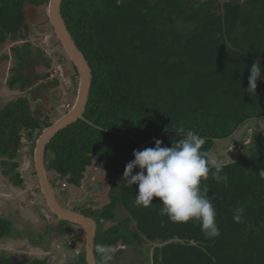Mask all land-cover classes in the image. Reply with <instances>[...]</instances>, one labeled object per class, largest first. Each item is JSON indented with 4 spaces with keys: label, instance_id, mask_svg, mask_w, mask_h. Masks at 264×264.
<instances>
[{
    "label": "trees",
    "instance_id": "trees-1",
    "mask_svg": "<svg viewBox=\"0 0 264 264\" xmlns=\"http://www.w3.org/2000/svg\"><path fill=\"white\" fill-rule=\"evenodd\" d=\"M48 2L0 0V44L24 40L19 31L27 29L25 6ZM61 12L93 79L85 118L52 138L46 160L62 187L81 186L93 164L109 176V203L102 208H93L92 202L83 206L85 215L98 223L97 264H102L101 245L116 249L113 258L127 250L136 258L137 249L144 248L142 259L132 264H264V178L259 175L264 170V132L252 140L254 147H246L249 155L224 163L220 175L227 181H217L211 173L201 181L217 213L220 235L214 239L204 236L199 221L174 223L161 215L163 204L157 197L147 208L136 206L138 184L129 186L123 177L134 149L154 147L155 139L171 147L181 138L175 130L180 127L206 137L203 148L209 156L218 141L245 145L248 123L264 121V71L256 94L245 91L251 65L260 60L264 68V0H63ZM11 53L18 60L7 81L9 89L24 92L35 79L41 81L40 89L60 86L62 74L54 75V60L43 58L41 49L34 54L25 42L12 46ZM30 55L43 66L36 78L26 76L29 70L20 72L28 67ZM62 57L67 58L64 53ZM11 59L9 54L2 57ZM36 108L29 98L18 97L0 110V165L15 186L25 182L16 159L24 139L33 143L25 153L30 158L43 129L53 123ZM238 131H243L240 138ZM7 162L13 164L11 171L6 170ZM238 207L244 212L236 222L233 214ZM120 211L124 218L115 221ZM108 221L111 224L103 227ZM69 225L61 220L56 229L63 236ZM53 229L48 226L49 232ZM12 231V220L0 217V239ZM76 253L68 264H88L85 246ZM46 261L0 257V264Z\"/></svg>",
    "mask_w": 264,
    "mask_h": 264
},
{
    "label": "rangeland",
    "instance_id": "rangeland-1",
    "mask_svg": "<svg viewBox=\"0 0 264 264\" xmlns=\"http://www.w3.org/2000/svg\"><path fill=\"white\" fill-rule=\"evenodd\" d=\"M46 8V5L36 7L27 4L25 6L27 29L21 27L19 31L21 35L25 36L24 40L19 37L17 41L7 39L4 44H0V110L10 101L17 100L18 97H27L30 99L32 106H35L33 100H38L36 109L44 110L43 113L51 116L54 122L71 108L76 97L77 87H75L72 78L75 72L73 63L67 56L66 59L62 57L65 52L48 20ZM25 42L31 44L32 53L36 54L37 49H41L43 58L54 60L52 72L54 75L62 74V76L59 75L61 82L58 88L52 89L47 85L40 89L41 81L35 79L33 87L24 92H21L18 88L9 89L7 81L13 74L11 69L18 60V58L15 60L13 57L11 47L22 46ZM5 54L11 55L12 59L3 61L2 57ZM27 62L28 67L25 65L20 72L24 74L25 71L28 72L29 70V74L27 73L26 76L35 75L33 77L36 78V74L43 71L41 70L43 66L39 64V58L36 55H30ZM31 91H35V96ZM69 104H71L70 107ZM36 114H38L37 110ZM246 129L245 145L242 143L235 144L230 140L227 141V139L218 141L214 144L209 159L216 158L226 163L238 159L241 155H249L251 150L246 147L248 145L254 147L255 144L251 142L261 132H264V121L252 120L248 123ZM242 133L243 131L239 132L237 138H240ZM27 140L28 138L24 139L25 146L16 158L20 163L18 168L25 179L23 186H15L9 178L10 174H4L3 167L0 165V217L9 218L13 222L11 234L0 239V257H14L17 260L46 259L45 264H68L75 260L76 251L78 252L85 246V239L79 233L68 228L69 231L63 236L58 231L50 230L49 233V224H58L59 221L52 220L49 222L50 220L46 216V214L52 215V213L47 207L48 205L46 206V201L44 202L43 193L38 191V189L41 190V187L38 176L34 172L33 155L28 158V154H25L33 149V143ZM7 165L10 168H6V170L11 171L13 168L12 162H7ZM49 176L56 191L64 188L68 191L71 199H82L84 201L82 206H91L92 202L93 208H102L110 201L111 185L109 176L106 170L99 165L93 164L87 168L81 186L66 183L68 185L62 187L61 179L57 178L54 172L50 171ZM60 200L65 204L61 197ZM41 208H43L42 211ZM124 215L125 212L120 211L119 218H116L115 221L123 219ZM110 224L111 221H108L103 224V227H108ZM139 248L137 250L141 256L145 249L141 248L140 250ZM116 255L112 260V264H126L127 261L131 263L133 260L142 259L140 256L135 258L136 255H134L133 250H127L121 254L117 252Z\"/></svg>",
    "mask_w": 264,
    "mask_h": 264
},
{
    "label": "clouds",
    "instance_id": "clouds-1",
    "mask_svg": "<svg viewBox=\"0 0 264 264\" xmlns=\"http://www.w3.org/2000/svg\"><path fill=\"white\" fill-rule=\"evenodd\" d=\"M262 71L264 68L260 60H256L250 68L248 87L245 90L247 93L256 94L257 81L262 78ZM175 130L181 138L172 142L171 147L162 146L163 141L155 139L154 147L134 149V159L126 164L123 177L129 186L138 184L136 206L147 208L153 203V198L157 197L163 204L161 215H167L174 223L199 221L204 236L214 239L220 235L217 213L208 198V189L201 187V181L206 180L210 173L217 181H227L226 175H220L224 162L216 158L209 159L208 151L203 148L206 137L183 127ZM136 168L139 171L133 174ZM259 175L264 178V170ZM243 212L242 207L236 208L234 221L239 222ZM52 215L48 214L47 218H53ZM49 220L51 222L52 219ZM98 251L102 264H110L116 249L101 245Z\"/></svg>",
    "mask_w": 264,
    "mask_h": 264
},
{
    "label": "water",
    "instance_id": "water-1",
    "mask_svg": "<svg viewBox=\"0 0 264 264\" xmlns=\"http://www.w3.org/2000/svg\"><path fill=\"white\" fill-rule=\"evenodd\" d=\"M62 2L63 0H49L46 13L63 51L77 69V94L71 108L66 113L62 114L58 119H56L51 125L43 129L42 133L36 140L33 153V163L39 179L43 197L45 198L49 209L59 219L82 226L85 235V252L87 263L97 264L95 256V242L98 231V223L94 218L74 211L71 208H65L59 203L52 180L49 176L46 160L47 145L52 140V138L61 130L76 122L78 119L85 118L84 112L89 102L93 79L89 62L83 52L77 46L62 15ZM49 219L52 218L49 216ZM151 256H153V250Z\"/></svg>",
    "mask_w": 264,
    "mask_h": 264
},
{
    "label": "flooded vegetation",
    "instance_id": "flooded-vegetation-1",
    "mask_svg": "<svg viewBox=\"0 0 264 264\" xmlns=\"http://www.w3.org/2000/svg\"><path fill=\"white\" fill-rule=\"evenodd\" d=\"M33 100V99H32ZM34 101V100H33ZM39 101L38 100H35L34 101V103H35V105H36V107H37V103H38ZM54 186V185H53ZM54 189H55V187H54ZM41 191V190H40ZM55 192H56V196H57V199H58V201H59V203L63 206V207H65V208H71L72 210H74V211H77V212H80V213H83V214H85L84 213V207L82 206L83 205V203H84V201H82V199H79V200H77V199H75V200H73V199H71L70 197H69V193H68V191H66L64 188H63V190H57L56 191V189H55ZM57 193H59L58 195H57ZM60 197L64 200V202H65V204H63L62 202H61V200H60ZM45 199V198H44ZM44 202H45V200H44ZM45 204H46V202H45ZM46 206H47V204H46ZM48 207V206H47ZM42 209L43 208H41V211H42ZM44 211V210H43ZM46 216H47V214H46ZM52 220H57V221H59V223L58 224H50L51 226H53V231H56L57 232V229H56V226L57 225H60V221H61V219H59L56 215H54V218H52ZM51 220V221H52ZM71 225H69L68 226V228H69V230H72L73 232H77V233H79L80 235H84V232H83V229H82V226H80V225H78V224H75V223H70ZM68 230V231H69ZM49 231V230H48ZM50 233V232H49ZM84 237H85V235H84Z\"/></svg>",
    "mask_w": 264,
    "mask_h": 264
},
{
    "label": "built area",
    "instance_id": "built-area-1",
    "mask_svg": "<svg viewBox=\"0 0 264 264\" xmlns=\"http://www.w3.org/2000/svg\"><path fill=\"white\" fill-rule=\"evenodd\" d=\"M64 186L66 185V184H63Z\"/></svg>",
    "mask_w": 264,
    "mask_h": 264
}]
</instances>
